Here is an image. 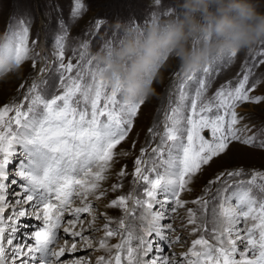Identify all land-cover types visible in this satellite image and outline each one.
Instances as JSON below:
<instances>
[{
  "label": "snow or ice",
  "instance_id": "6c2138e0",
  "mask_svg": "<svg viewBox=\"0 0 264 264\" xmlns=\"http://www.w3.org/2000/svg\"><path fill=\"white\" fill-rule=\"evenodd\" d=\"M82 7L80 0H75L74 14ZM26 39L25 32L20 37L19 44L10 40L0 46V74L10 68L3 61L12 60L19 64L24 59L28 52ZM63 55L61 48L59 56L62 58ZM235 55L236 52L233 51L227 58ZM225 58L205 66L202 69L204 75L210 76L217 64ZM88 63L85 74L77 71L76 77L70 78L61 94L47 98L33 84L29 89L32 95L24 98L27 101L26 109L23 102L0 108V264H63L60 257L66 252L79 250L74 238L86 239L83 231L64 227L63 231L73 242L69 245V240L66 239L58 250L52 247L59 243L57 233L64 213L70 210L72 198L81 195L86 197L90 191L99 188L98 182L105 179L103 173L113 160V149L125 139L131 128L132 118L144 103V100L129 101L123 93L110 88L98 74L101 69L96 65L92 66L91 60ZM61 67L65 65L61 64ZM66 67L68 72L73 69L71 63ZM85 75L91 76V80L86 81ZM183 79H197V74ZM248 79V74H245L234 89L222 87L213 98L215 102H205L198 108L197 100L206 88L205 81L199 79L200 89L196 98L190 101L192 115H185L188 105L183 103H178L166 113L159 143L152 149V165L148 167V161L141 158H137L135 162L137 166L134 174L137 181L142 182L143 198L129 193L110 202L111 207L123 210L124 217L119 220L116 228L104 225V236L99 240V246L110 252L114 250L106 264H122V261L124 264H174L173 260L163 256L159 260H143V256L152 248L148 237L156 233L161 239H165L163 229H172L171 224L160 223L165 218V211H153V207L158 204L161 209H165L169 200L174 201L178 207H183L184 201L180 199V193L188 188L194 175L214 157L226 153L232 141L241 139L240 129L236 127L239 122L235 110L237 104L249 100L257 103L264 101V97L249 96L251 89L245 88ZM184 99L181 84V101ZM13 112L14 115H9ZM205 128L211 130V140L201 135ZM243 142L255 143V138L249 136ZM17 145L22 149L23 155L16 172L24 182L23 197L16 200L15 205L18 207L14 214L5 219V207H14L7 204L4 193L7 191L8 165L17 153ZM260 146L264 147V142ZM141 151L143 153L145 150ZM141 165L145 167L142 168ZM93 168L97 170L93 171ZM120 174L124 175V172L121 171ZM225 175L239 176L241 170L221 173L216 179L221 180ZM116 187L119 185L114 186V189ZM158 194H164V198L157 199ZM217 196H220V202L212 210L214 223L211 228L215 243H210L204 235H200L192 241L190 255L184 253L185 260L182 264H264V174L254 173L247 183H240L227 196H221V190L217 191ZM233 198L235 204L231 202ZM25 203L36 211L28 213L23 207ZM194 203L201 204L203 215L208 202L197 200ZM137 209L140 210L138 217L135 215ZM71 211L77 219L67 223L74 227L79 214L89 212L90 205ZM172 211L175 212L176 208H172ZM187 211L188 223L193 225L192 231H206L204 224L200 228L195 226L196 213L192 209ZM26 215L42 220L43 226L30 234L34 244L13 246L19 231L18 221ZM137 220L139 227L134 226ZM241 220L245 222L243 235L237 228ZM117 234L122 236L121 242L109 248L108 238ZM133 239L139 241L137 247H132ZM238 242L244 245L242 252L238 248ZM5 245L13 246L11 256ZM238 252L240 259L236 260ZM98 259L105 262V257ZM73 264L84 262L77 260Z\"/></svg>",
  "mask_w": 264,
  "mask_h": 264
},
{
  "label": "rangeland",
  "instance_id": "374dc122",
  "mask_svg": "<svg viewBox=\"0 0 264 264\" xmlns=\"http://www.w3.org/2000/svg\"><path fill=\"white\" fill-rule=\"evenodd\" d=\"M80 2L83 7L78 13L74 14L75 0H0L1 45L2 42L3 45H5L10 40L19 44L20 37L26 32L27 39L25 41V46L28 49L26 56L19 64L14 62L13 67L0 74V108H3L5 105H14L24 102L26 96L32 95L29 89L32 88L33 84L37 85V91L39 92L40 76L44 71H47L49 75L51 72H62L63 75L60 76V87L64 89V86L69 83L70 78L76 77L77 71L85 74L86 69L89 67V60L92 61V66H95L93 53L98 52L106 45L110 44L111 38L109 35L117 33L113 29V26L117 22H134L136 24H141L142 18L145 16V21H150L149 14L153 12L159 13V16L156 18H166L171 14V12L167 11V8L170 9L171 7L169 6L175 4L176 0H159V3H157V0H155V2L154 0H80ZM257 2L260 5V10L264 11V0H257ZM28 12L34 17L35 14L39 15L45 23L44 26L37 27L34 19L32 21L33 23H31L27 15ZM34 29H41L42 33L44 31V42L46 49L49 51L47 56L44 52V63L42 66L38 65L36 60L37 54L35 53L36 43ZM10 36L13 39H10ZM253 46L259 52L264 51V39ZM61 48L64 53L62 58L59 56ZM225 60L230 66L217 75L219 80L215 79V82L226 80L230 74L235 75L234 70L231 69L242 68L246 71L247 67L240 63L243 60L250 61L253 65L255 64V61L251 58L250 48L240 50L234 57H226ZM69 63L73 65L71 72H68L66 67ZM61 64L65 65V67H61ZM256 64L254 71L256 72L259 70L260 74L261 72L264 74V59L258 61ZM176 67V62L170 61L166 67L161 69L158 79L153 83L155 95L144 100V103L138 109L137 115L132 118L130 132L126 135L125 139L113 149V160L103 173L105 179L99 181L101 186L98 193H90V197L95 200L93 204L96 205V207L92 209L93 214L82 218V221L76 224V226L79 227L76 228L74 226L72 229L75 231H83V236L86 239H81L80 237L75 238L79 250L73 252L75 255L71 261L67 258L70 252H66L63 257H60L63 264H73V262L77 260L83 261L84 264H88L91 253L104 256L110 252L109 249L105 251V248L96 249L95 251H89L88 249L93 247H91V245L99 243L100 239L98 238L100 236H104L103 231L105 230L100 228L101 223L104 221L101 218L102 216L108 217V225L110 228H116L118 226L123 210L121 208H112L108 206L106 200L109 198L114 199L120 194H128L132 183L133 172L137 166L135 162L138 155L141 153L140 148L150 137L151 139L149 141L152 142L161 127V120L158 114L162 106L167 102L168 97H166V95L168 92L170 91V93L173 94V92H171L172 89L170 90V80ZM90 77L89 75H85L86 79ZM255 77L253 82V78L249 77L245 85L247 86L250 83L253 86L255 85L248 94L252 97H264V80L259 82V76ZM238 81L239 79H237V82ZM197 90V87H191L187 91L193 93ZM204 100L206 102L211 101L209 98H205ZM239 109L243 112L247 111L252 116H256L259 119H264V101L258 103L251 100L244 101L241 103ZM156 121L158 125L155 127L154 124ZM150 129L152 131H149ZM17 153L20 154V152ZM20 161L21 160L15 156V159H12V162L8 165V180L6 181L7 191L4 194L6 195L7 204L14 205V207H5L6 213L11 212L9 216H12L16 207H18L15 205L16 200L22 199L23 197V190H21L20 187L21 183L19 181L11 183L13 180H18L16 172L19 166L15 163ZM240 166L251 169V174H264V151L251 149V147L247 145L231 142L226 153L221 154L219 157H214L208 165H203L200 171L190 180L188 188L180 195V199L186 201L184 209L183 211L177 209V212L173 215L175 220L174 225L178 226V231L181 232V242H179L178 245L172 243L176 245L178 249H185L191 240V236L204 235L205 238H208V233L210 232L209 230L193 232V225L188 223L189 216H184L189 215L188 209H192L196 213L195 226L197 228L201 227L200 220L198 219V207L201 204L199 203L197 205L198 207L196 206L193 209L192 205L195 203L193 202L192 194L197 193L202 185L207 182L209 177L211 178L220 172H234ZM121 171L124 172V175L120 174ZM9 173L14 175H10ZM220 175H217L216 178ZM216 178L213 182L206 184L210 189L209 195L211 198L213 195L212 191L216 188V184L224 179V177H221V180H217ZM116 185H119V187L114 189ZM101 192H106V194L101 195ZM134 192L136 195L137 189L134 188ZM201 200L208 202V200L202 197ZM23 207L28 213L36 211V209L32 208L27 203H25ZM212 210L213 208L208 204L204 214L212 212ZM212 214L208 218L209 221H212ZM31 217L34 216L26 215L22 217L21 220L19 219L18 237L15 238L13 246L23 244L19 239L25 241L23 235H25L26 232V237L30 236L28 234L29 227L27 228L24 225L28 224L26 222ZM65 218L64 216L63 222ZM77 222H79V220ZM213 223L214 222H212V225ZM64 227L67 226H61L60 229ZM60 233L59 231V241L62 240L63 242H59L55 245L56 250L64 244L66 239L69 240V245L73 242L72 238L66 237L68 234L61 237ZM115 238V235L108 238L107 243L109 248H111V242L115 241ZM208 240L210 243H215L213 238H208ZM5 246L9 249L8 255L11 256V249L13 246ZM172 260L175 261L176 258H172Z\"/></svg>",
  "mask_w": 264,
  "mask_h": 264
},
{
  "label": "clouds",
  "instance_id": "9594fccd",
  "mask_svg": "<svg viewBox=\"0 0 264 264\" xmlns=\"http://www.w3.org/2000/svg\"><path fill=\"white\" fill-rule=\"evenodd\" d=\"M166 18L147 24L117 22L119 39L93 53L99 75L129 101L155 95L153 83L175 61L185 75L251 48L264 39L257 0H176ZM4 64L13 67L14 61Z\"/></svg>",
  "mask_w": 264,
  "mask_h": 264
},
{
  "label": "bare ground",
  "instance_id": "6f19581e",
  "mask_svg": "<svg viewBox=\"0 0 264 264\" xmlns=\"http://www.w3.org/2000/svg\"><path fill=\"white\" fill-rule=\"evenodd\" d=\"M231 149V148H230ZM6 212V211H5ZM31 216H33V215H31ZM25 217V216H24ZM22 219V217L20 218V220ZM30 219H36L35 217H31ZM32 222H36V221H30V223H28V222H26V223H28V224H25L24 226H26L27 228L29 227H31L30 225H31V223ZM63 223V221L61 222V224ZM43 226V224L41 225V226H39V227H37V229L36 228H34V227H32V228H34V231H36V230H38L40 227H42ZM59 231H61V229H59L58 230V233H57V235L59 236ZM29 234V233H28ZM61 236V235H60ZM18 236H17V233H16V238H17ZM61 237H63V236H61ZM28 238H30L29 236H28ZM59 242H63L62 240L61 241H59ZM239 243V242H238ZM25 245H27V244H25ZM53 246V245H52Z\"/></svg>",
  "mask_w": 264,
  "mask_h": 264
}]
</instances>
